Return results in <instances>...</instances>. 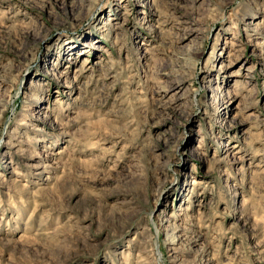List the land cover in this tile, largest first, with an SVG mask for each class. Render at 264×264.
Returning <instances> with one entry per match:
<instances>
[{"label": "rangeland", "instance_id": "1", "mask_svg": "<svg viewBox=\"0 0 264 264\" xmlns=\"http://www.w3.org/2000/svg\"><path fill=\"white\" fill-rule=\"evenodd\" d=\"M0 264H264V0H0Z\"/></svg>", "mask_w": 264, "mask_h": 264}]
</instances>
